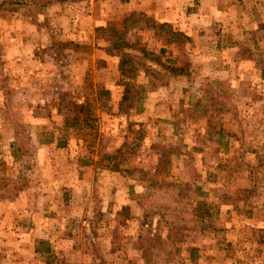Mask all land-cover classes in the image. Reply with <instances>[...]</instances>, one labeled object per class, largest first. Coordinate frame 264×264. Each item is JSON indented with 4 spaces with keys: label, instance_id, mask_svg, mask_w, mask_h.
<instances>
[{
    "label": "rangeland",
    "instance_id": "obj_1",
    "mask_svg": "<svg viewBox=\"0 0 264 264\" xmlns=\"http://www.w3.org/2000/svg\"><path fill=\"white\" fill-rule=\"evenodd\" d=\"M133 11L181 35L129 29L150 54L120 104L97 27ZM86 96L92 129H64ZM0 264H264V0L1 12Z\"/></svg>",
    "mask_w": 264,
    "mask_h": 264
},
{
    "label": "trees",
    "instance_id": "obj_2",
    "mask_svg": "<svg viewBox=\"0 0 264 264\" xmlns=\"http://www.w3.org/2000/svg\"><path fill=\"white\" fill-rule=\"evenodd\" d=\"M55 2H60V0H1L0 1V15L1 12L5 10H9V7L13 5L18 6H29L38 14L42 12L45 8L51 6ZM139 20H143L146 23V26L149 28H160L169 32L170 36L178 37L181 35L179 31H175L172 29L171 25L167 22L157 23L153 18L146 16L143 12L133 11L128 16H126L120 26H108V27H97L98 31H101V37L108 42V46L106 47V53L110 55H116L119 57L118 62V70L120 76L122 77V85L124 86L123 96L121 98V103L128 101L132 96V90L136 87L133 83V76L136 75V70L138 68H145L146 64L142 62L141 57L135 55L130 52L129 49L138 48V50L142 53V56H148L150 53L146 50L145 46H141L138 42L132 43L128 37L127 32L131 29L135 24L138 23ZM148 24V25H147ZM67 46L77 47L76 43L73 41H68ZM170 70L173 68L168 67ZM127 78V80H125ZM93 88V85H90ZM95 87L98 89V93L107 94L108 91L103 88L102 84H97ZM64 100L65 102V116L63 120V128L67 130H78L83 132L84 129H92V121L94 119L95 108L96 105L94 103L93 98H89V96L84 98L83 101L79 102L77 100ZM66 100V101H65ZM131 101H129V105ZM99 105L103 106L102 103ZM58 145L62 143L57 141ZM48 251V249H47Z\"/></svg>",
    "mask_w": 264,
    "mask_h": 264
},
{
    "label": "crops",
    "instance_id": "obj_3",
    "mask_svg": "<svg viewBox=\"0 0 264 264\" xmlns=\"http://www.w3.org/2000/svg\"><path fill=\"white\" fill-rule=\"evenodd\" d=\"M70 16H71V14H70ZM60 18H63L62 16H60Z\"/></svg>",
    "mask_w": 264,
    "mask_h": 264
}]
</instances>
